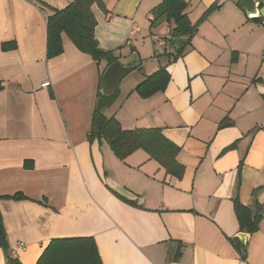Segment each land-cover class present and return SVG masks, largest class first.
<instances>
[{"label": "crops", "instance_id": "0c3cea01", "mask_svg": "<svg viewBox=\"0 0 264 264\" xmlns=\"http://www.w3.org/2000/svg\"><path fill=\"white\" fill-rule=\"evenodd\" d=\"M40 1L45 12L35 0H0V196H24L0 201L9 246L0 264H37L52 240L78 237L95 239L103 264H264V219L257 232L241 231L234 208L236 199L264 206V15H250L241 0H187L192 24L221 6L190 44L168 49L184 48L168 63L155 48L168 27L156 35L150 26L163 0L142 14L141 0H103L107 12L93 6L100 48L142 66L105 115L126 131L160 129L179 148L178 177L143 149L122 161L106 141H88L107 62L66 34L63 53L47 59L50 8L72 0ZM145 32L153 52L137 41ZM162 66L166 90L141 98L136 87Z\"/></svg>", "mask_w": 264, "mask_h": 264}, {"label": "trees", "instance_id": "16d2710c", "mask_svg": "<svg viewBox=\"0 0 264 264\" xmlns=\"http://www.w3.org/2000/svg\"><path fill=\"white\" fill-rule=\"evenodd\" d=\"M35 2L44 12L49 8L40 0H35ZM94 5H98L107 12L103 0H72L63 9L50 8L51 14L47 16V59L55 58L63 53L62 35L66 34L80 52L90 55L98 63L106 61L109 67L119 60L112 52L104 51L99 46L95 36L97 19L92 9ZM220 6V3L214 4L205 12L201 20L192 24L189 19V2L187 0H163L150 12V26L157 28L161 24L167 25L171 37V47L169 48L176 46L180 39L185 40L188 45L198 32L200 23ZM178 47L175 49L176 53L168 54V50H166V53L163 54L168 63L181 56L184 48L181 45ZM15 48L14 42L3 44L4 51ZM170 80L171 77L166 66H162L153 74L146 76L136 87L135 92L143 99L150 98L165 91ZM116 95L117 93L112 97H104L99 89L88 141L91 143L106 141L114 154L122 161L135 151L143 149L154 159L160 161L169 172L181 177L184 169L175 160L179 148L169 142L160 129L126 131L115 118H108L105 115V110L114 103ZM226 125L223 123L221 127ZM4 199L22 200L24 196L21 194L0 196V201ZM234 208L241 231L254 233L259 230L263 219L260 215L264 208L263 205L256 201L253 208H250L242 205L236 199ZM231 243L241 254L242 259L245 260L247 256L246 246L241 244L237 238L231 239ZM0 248L5 252L9 248L1 211ZM17 262H19L18 259H8L9 264ZM37 264H103V262L95 239L78 237L52 240Z\"/></svg>", "mask_w": 264, "mask_h": 264}, {"label": "water", "instance_id": "95a60500", "mask_svg": "<svg viewBox=\"0 0 264 264\" xmlns=\"http://www.w3.org/2000/svg\"><path fill=\"white\" fill-rule=\"evenodd\" d=\"M240 7L245 9L250 15H255L256 13H260L264 15V8L259 9V5L256 0H241ZM136 69L142 70L141 63H135L134 65L125 66L120 61L115 62L114 64L110 65L102 78L101 82V94L104 97H112L114 96L122 81L129 76L132 72ZM261 217L264 219V208L260 213ZM246 236L245 234H240L239 238L243 239ZM15 264H21L19 262Z\"/></svg>", "mask_w": 264, "mask_h": 264}, {"label": "rangeland", "instance_id": "374dc122", "mask_svg": "<svg viewBox=\"0 0 264 264\" xmlns=\"http://www.w3.org/2000/svg\"><path fill=\"white\" fill-rule=\"evenodd\" d=\"M113 1H115V0H113ZM153 2V0H141V2H140V5H139V14H142L143 12H145L146 11V9H147V7H149V5H151V3ZM104 3V2H103ZM105 5V4H104ZM158 5V4H157ZM106 8V7H105ZM49 9V8H48ZM154 30H153V32L154 33H156V35H157V30H156V28H153ZM146 39V42H147V46L149 47V48H151L152 49V52L154 51V44L152 43V38H151V34H148V32H145L144 34H143V36H140L139 38H137V41L139 42V43H142L143 42V39ZM137 47V46H136ZM155 48H156V51H157V53H159V52H161V53H163V51L162 50H160L157 46H156V44H155ZM133 74H136V72L134 73L133 72Z\"/></svg>", "mask_w": 264, "mask_h": 264}, {"label": "built area", "instance_id": "2783aa9c", "mask_svg": "<svg viewBox=\"0 0 264 264\" xmlns=\"http://www.w3.org/2000/svg\"><path fill=\"white\" fill-rule=\"evenodd\" d=\"M170 40H171V37L168 33L167 35L156 38L155 44L160 50L166 51L169 49V47H171ZM128 44H130V43H128ZM50 85H51L50 82H45L42 86L43 87H49ZM19 248H21L22 250H26L27 246L23 243H19Z\"/></svg>", "mask_w": 264, "mask_h": 264}]
</instances>
